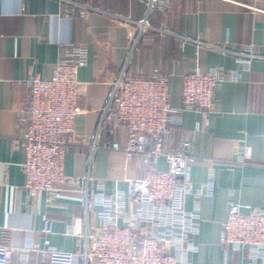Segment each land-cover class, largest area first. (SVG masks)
Returning a JSON list of instances; mask_svg holds the SVG:
<instances>
[{
	"label": "crops",
	"instance_id": "1",
	"mask_svg": "<svg viewBox=\"0 0 264 264\" xmlns=\"http://www.w3.org/2000/svg\"><path fill=\"white\" fill-rule=\"evenodd\" d=\"M75 2L92 7L87 17ZM70 42L90 55L79 70L80 110L64 159L66 174L79 178L84 191L33 196L25 186L19 121L30 96L26 80L51 77ZM250 45L259 57L244 66L234 52ZM197 66L225 70L213 112L206 118L183 110L164 136L165 150L193 157L185 204L197 209L200 224L189 259L264 264V255L255 258L248 246L223 242L231 203L264 208V0H160L154 6L147 0H0V264H85L77 254L100 224L93 196L128 192L129 180L149 168L145 154L127 158L112 148L125 142L123 126L101 123L114 80L124 68L133 75L165 73L170 103L181 108L183 77ZM157 167H168L164 157ZM135 204L128 199V208ZM30 242L50 248L47 258L26 250Z\"/></svg>",
	"mask_w": 264,
	"mask_h": 264
},
{
	"label": "built area",
	"instance_id": "2",
	"mask_svg": "<svg viewBox=\"0 0 264 264\" xmlns=\"http://www.w3.org/2000/svg\"><path fill=\"white\" fill-rule=\"evenodd\" d=\"M147 1L151 6L160 2ZM75 3L79 15L87 17L92 7ZM193 41L215 47L200 39ZM234 53L244 66L259 57L252 45ZM89 59L86 46L70 42L64 45L63 57L51 77L31 76L26 80L30 96L19 121L24 128L22 140L26 149L25 186L33 196L40 192L56 196L66 191H84L77 188L79 178L66 174L64 159L68 146L74 142L80 110L79 70ZM237 76V72L232 74ZM225 77L222 66L208 70L197 66L188 71L183 77V105L174 108L167 74L155 71L133 75L125 68L121 70L109 92L101 123L123 126L126 140L113 142L112 148L121 150L127 158L145 154L149 168L143 178L129 180L128 192H100L93 196V202L100 206V224L86 235L83 250L77 254L85 264H194L189 253L195 249L192 237L198 232L200 216L197 209H188L185 204L192 191L193 157L183 151L165 150L164 136L174 124H179V112L183 110H197L209 117ZM160 157L167 161L166 169L157 167ZM128 199L136 201L134 207H127ZM223 242L235 249L248 246L255 258L263 256L264 208L245 210L242 205L231 203ZM26 247L40 250L44 258L50 252V248L40 249L34 242ZM11 252L6 249L8 255Z\"/></svg>",
	"mask_w": 264,
	"mask_h": 264
}]
</instances>
